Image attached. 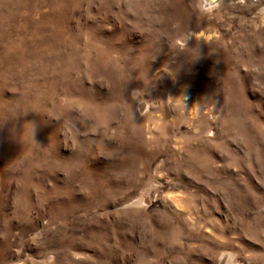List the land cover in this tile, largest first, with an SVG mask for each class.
Segmentation results:
<instances>
[{
    "label": "rangeland",
    "instance_id": "1",
    "mask_svg": "<svg viewBox=\"0 0 264 264\" xmlns=\"http://www.w3.org/2000/svg\"><path fill=\"white\" fill-rule=\"evenodd\" d=\"M0 264H264V0H0Z\"/></svg>",
    "mask_w": 264,
    "mask_h": 264
},
{
    "label": "bare ground",
    "instance_id": "2",
    "mask_svg": "<svg viewBox=\"0 0 264 264\" xmlns=\"http://www.w3.org/2000/svg\"><path fill=\"white\" fill-rule=\"evenodd\" d=\"M222 0H207V5L209 6H213V5H216V4H219ZM147 112V111H146ZM229 257V256H228ZM230 258V257H229Z\"/></svg>",
    "mask_w": 264,
    "mask_h": 264
}]
</instances>
